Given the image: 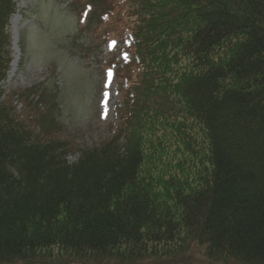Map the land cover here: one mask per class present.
<instances>
[{
	"label": "trees",
	"instance_id": "trees-1",
	"mask_svg": "<svg viewBox=\"0 0 264 264\" xmlns=\"http://www.w3.org/2000/svg\"><path fill=\"white\" fill-rule=\"evenodd\" d=\"M75 6L132 43L119 128L70 162L39 100L16 114L0 0V264H264V0Z\"/></svg>",
	"mask_w": 264,
	"mask_h": 264
},
{
	"label": "rangeland",
	"instance_id": "rangeland-1",
	"mask_svg": "<svg viewBox=\"0 0 264 264\" xmlns=\"http://www.w3.org/2000/svg\"><path fill=\"white\" fill-rule=\"evenodd\" d=\"M76 2L16 0L9 28L13 40L18 37L17 49L12 45L16 63L1 84L4 96L13 95L16 114L30 110L38 122L46 121L47 130L75 144L70 162L79 157L78 147L101 144L119 128L116 113L123 97L118 65L129 57L121 55L122 46L111 47L122 42L103 40L102 28H86ZM22 96L39 100L38 105L27 110Z\"/></svg>",
	"mask_w": 264,
	"mask_h": 264
},
{
	"label": "bare ground",
	"instance_id": "bare-ground-1",
	"mask_svg": "<svg viewBox=\"0 0 264 264\" xmlns=\"http://www.w3.org/2000/svg\"><path fill=\"white\" fill-rule=\"evenodd\" d=\"M14 22H15V21H14ZM17 45H18V37H16V36L14 35V44H13V46H15V49H17ZM15 63H16V57H15V60H14L12 66L15 67Z\"/></svg>",
	"mask_w": 264,
	"mask_h": 264
}]
</instances>
